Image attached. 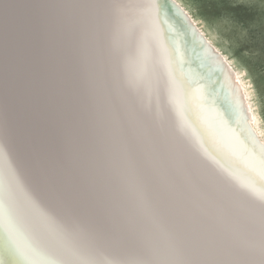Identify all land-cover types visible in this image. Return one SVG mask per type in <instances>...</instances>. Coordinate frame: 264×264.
Wrapping results in <instances>:
<instances>
[{
	"label": "snow or ice",
	"instance_id": "6c2138e0",
	"mask_svg": "<svg viewBox=\"0 0 264 264\" xmlns=\"http://www.w3.org/2000/svg\"><path fill=\"white\" fill-rule=\"evenodd\" d=\"M38 8L37 18L60 10L64 43L68 104L49 149L67 175L75 122L87 164L70 195L5 120L0 264H264V149L243 142L184 72L159 5Z\"/></svg>",
	"mask_w": 264,
	"mask_h": 264
},
{
	"label": "bare ground",
	"instance_id": "6f19581e",
	"mask_svg": "<svg viewBox=\"0 0 264 264\" xmlns=\"http://www.w3.org/2000/svg\"><path fill=\"white\" fill-rule=\"evenodd\" d=\"M83 2L98 0H0V127L6 119L15 123L22 149L30 151L37 166L58 178L70 195L79 190V171L87 157L75 122L67 133L71 161L67 175L57 168L50 152V125L68 104L61 63L64 43L55 27L60 10L46 9L42 18L37 15L38 5ZM153 2L159 5L166 31L183 56L184 72L210 97L220 118L243 142L264 149L259 133L263 127L244 72L205 38L179 0ZM7 162L0 158V164ZM97 191L105 194L103 184L97 185Z\"/></svg>",
	"mask_w": 264,
	"mask_h": 264
},
{
	"label": "rangeland",
	"instance_id": "374dc122",
	"mask_svg": "<svg viewBox=\"0 0 264 264\" xmlns=\"http://www.w3.org/2000/svg\"><path fill=\"white\" fill-rule=\"evenodd\" d=\"M179 2L205 38L244 72L247 91L252 94L251 100L263 127L259 133L264 140V0Z\"/></svg>",
	"mask_w": 264,
	"mask_h": 264
}]
</instances>
